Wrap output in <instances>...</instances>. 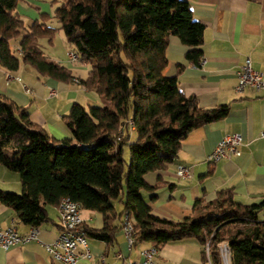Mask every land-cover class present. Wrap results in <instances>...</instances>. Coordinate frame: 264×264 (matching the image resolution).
<instances>
[{"label": "trees", "instance_id": "1", "mask_svg": "<svg viewBox=\"0 0 264 264\" xmlns=\"http://www.w3.org/2000/svg\"><path fill=\"white\" fill-rule=\"evenodd\" d=\"M21 1L0 0V65L11 72L26 66L40 78L73 83V72L53 61L40 44L41 39L52 43L61 31L89 66L87 78L78 82L96 93L102 105L75 103L64 117L72 138L59 141L31 121L28 107L0 94V165L19 173L22 184L20 194L0 190V203L23 224L40 227L51 221L47 207L58 208L68 197L83 210L103 215L101 230L83 224L91 239L112 242L127 215L135 228V246L148 243L161 250L193 239L212 264H224L223 245L229 248L230 264H264V221L259 216L264 201L239 204L233 190L226 189L212 202L197 200L199 215L180 221L155 215L150 204L158 197L157 188L145 176L174 164L194 129L229 113L227 105L203 109L179 90L185 64L178 63L175 76L164 74L170 36L189 47L188 64L200 67L204 60L205 26L195 21L189 3L68 0L26 27L17 13Z\"/></svg>", "mask_w": 264, "mask_h": 264}, {"label": "crops", "instance_id": "2", "mask_svg": "<svg viewBox=\"0 0 264 264\" xmlns=\"http://www.w3.org/2000/svg\"><path fill=\"white\" fill-rule=\"evenodd\" d=\"M184 1L189 3L195 21L205 26V64L200 67L188 64L184 57L189 47L179 38L170 36L164 74L175 76L178 63L185 64L179 76V90L187 97L196 98L203 109L227 105L229 113L223 120L194 129L183 141L174 164L145 176L147 183L157 188L158 197L150 203L153 213L173 221L198 216L194 211L197 200L212 202L226 189L233 190L234 200L239 204L254 205L264 201V92L250 88L242 93L236 90L238 73L248 58L253 68L264 74V0ZM34 7L37 9V5ZM58 33L67 55L52 60L70 69L77 80L87 78L88 64L77 65L70 61L72 48L63 32ZM0 94L19 106L28 107L31 121L59 141L72 138L64 117L75 103L85 107L102 105L101 98L79 82L40 78L26 66L11 72L0 65ZM230 134L242 136L240 154L210 163L208 156L222 138ZM178 165L188 167L192 176L179 178L176 175ZM0 190L20 194L19 173L0 165ZM149 196L144 192L146 200ZM117 209L121 211L122 205H117ZM47 211L51 221L40 226L39 240L8 251L0 246V264H58L47 252L46 245L55 242L62 232L59 211L49 206ZM259 216L264 221V213ZM82 218L86 225L97 230L104 227L100 213L82 209ZM13 224L21 236H26L32 227L20 222L12 208L0 203V228L5 230ZM89 244L92 257L80 258L78 264H101L102 259L107 264H130L141 261V252L152 247L145 243L130 249L123 230L115 234L112 242L90 238ZM202 251L193 239L168 244L159 250L155 264H212L203 258ZM118 253L122 254V259L117 258Z\"/></svg>", "mask_w": 264, "mask_h": 264}, {"label": "built area", "instance_id": "3", "mask_svg": "<svg viewBox=\"0 0 264 264\" xmlns=\"http://www.w3.org/2000/svg\"><path fill=\"white\" fill-rule=\"evenodd\" d=\"M69 57L73 63L81 62L79 55L73 51L69 53ZM200 64L201 66L204 65L205 60ZM238 78L239 82L236 87L237 92L242 93L247 88L253 89L259 93L264 92V74L253 68L250 58H248L241 67ZM75 81L78 83L77 79ZM128 123L130 129L133 130V122L129 121ZM242 141V136L239 134L226 135L219 142L214 152L208 156L207 160L214 164L221 160H229L234 156H238L240 154ZM176 175L179 178L185 179L190 178L192 173L188 167L178 165L176 167ZM82 209V205L79 202L68 197L63 198L59 204L58 211L62 232L55 242L46 245L47 252L58 264H78L80 258L89 259L92 257L89 244L90 238L83 226L85 222L82 218ZM123 233L129 248L132 249L135 246L136 233L134 225L127 215L124 217ZM40 234V227L34 226L31 227L30 232L26 236H21L15 224H13L5 230L0 228V246L8 251L11 248L39 240ZM80 249H83V251H80ZM158 252L159 250L153 246L144 249L141 252V261L131 262L130 264H155V258ZM207 253H209L208 246ZM221 255L224 264H230V251L227 245L221 246ZM117 258L122 259V254L118 253ZM101 264L107 263L102 259Z\"/></svg>", "mask_w": 264, "mask_h": 264}, {"label": "rangeland", "instance_id": "4", "mask_svg": "<svg viewBox=\"0 0 264 264\" xmlns=\"http://www.w3.org/2000/svg\"><path fill=\"white\" fill-rule=\"evenodd\" d=\"M55 1L56 0H54V1L53 0H22L19 3L17 13H19L21 15L22 19L25 21L26 27H29L30 24L35 22L36 19L41 20V14L40 13L52 14L57 7L61 6L63 3H66L68 0H59L58 3H55ZM34 5L35 6L37 5V9H35ZM39 8H40V10H38ZM51 21L52 20H49L48 22H51ZM53 22H54L53 26L58 27V23L56 21H53ZM40 44H41L42 48L44 49L45 53L49 57H51V59L52 58L58 59L59 57H66V55H67V50L65 48V44L62 42L59 35H57V34H56L52 43H50L47 39H41ZM71 51L74 52L73 49H71ZM80 63H76V64L79 65ZM75 80H74V82H76ZM6 155L7 156L11 155L10 149L6 150ZM127 161H129L128 155H127Z\"/></svg>", "mask_w": 264, "mask_h": 264}]
</instances>
